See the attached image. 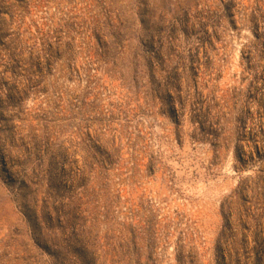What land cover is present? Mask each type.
I'll use <instances>...</instances> for the list:
<instances>
[{
  "label": "rangeland",
  "instance_id": "374dc122",
  "mask_svg": "<svg viewBox=\"0 0 264 264\" xmlns=\"http://www.w3.org/2000/svg\"><path fill=\"white\" fill-rule=\"evenodd\" d=\"M0 264H264V0H0Z\"/></svg>",
  "mask_w": 264,
  "mask_h": 264
}]
</instances>
